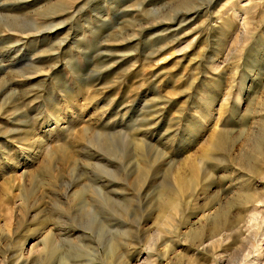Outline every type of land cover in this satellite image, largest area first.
<instances>
[{
	"label": "rangeland",
	"instance_id": "rangeland-1",
	"mask_svg": "<svg viewBox=\"0 0 264 264\" xmlns=\"http://www.w3.org/2000/svg\"><path fill=\"white\" fill-rule=\"evenodd\" d=\"M168 189L157 264L264 263V0H0V264H134Z\"/></svg>",
	"mask_w": 264,
	"mask_h": 264
},
{
	"label": "bare ground",
	"instance_id": "bare-ground-1",
	"mask_svg": "<svg viewBox=\"0 0 264 264\" xmlns=\"http://www.w3.org/2000/svg\"><path fill=\"white\" fill-rule=\"evenodd\" d=\"M96 135H99V134H96ZM142 166V165H141ZM45 169H48L47 166H45L44 170ZM258 172V171H257ZM260 172V171H259ZM261 174V173H259ZM196 177V167H195V164L194 163H190V177L189 178H186L184 176H182L181 174H177L176 176H174V180L176 181L178 187L180 189H183L185 188L189 183H191L194 178ZM107 186V185H106ZM175 186V185H174ZM86 189H83L85 188ZM190 187V186H189ZM91 193L93 194V192H101V189L99 190L98 188H93L91 187ZM89 187L87 185H83L82 189L81 190H77V191H74V190H70L69 188H67L65 190V195H70V196H74L76 194H81L83 193V190H87L88 191ZM52 191V190H51ZM181 192V191H180ZM179 192V193H180ZM69 196V197H70ZM82 196V195H81ZM98 196V195H97ZM94 197V196H93ZM21 198H23L21 196ZM67 198V197H66ZM161 198V197H160ZM94 200V199H93ZM177 192L175 189H168L167 192H165V194H163V197L159 200L158 202V206H157V214L154 216V217H147L145 219V221H149V220H153V225H143V227H140V223L139 224H136V227L134 228V231H135V234H136V237L134 239V242H133V252L135 253L137 259L135 261L134 264H157L156 263V260H159V256L160 254L162 256L164 255H167L168 252L170 251L169 248H167L166 246L164 247V249H161V250H157V247L163 243H165L164 241L166 240H161V232L162 230L160 229V226L161 225H172L171 224V217H172V214L174 212H176V210H173L175 209L176 205L178 204L177 202ZM40 207L39 204L35 205L31 211H35L37 210L38 208ZM260 215V210H252L248 219H247V223L248 225L249 224H256V220L258 219ZM238 217L236 216V218L234 217V220H230L229 223L223 225L222 227L219 228L218 225L215 224L214 222V228L212 229V231L210 232L209 231V234L203 239H199L198 241V245L199 246H207L208 245H211L213 242H216V241H219L221 240L223 237L225 238H230L231 237V234L232 232H234L235 230H241L243 226H240L238 225L239 224V219H237ZM199 220V219H198ZM37 221V220H36ZM39 222L41 223V226L43 227L42 229H46V225L44 223V220L40 219ZM258 222V221H257ZM58 223V221H57ZM192 223L190 224V228L192 227ZM189 227V226H188ZM190 228H186L187 232H181L179 230V227L178 226H174L172 231L170 232L169 230H167V228H165V232H170L172 233L173 237L172 238H176L178 236H186V235H189L191 232H192V229ZM236 228V229H235ZM66 232V231H65ZM64 232V233H65ZM69 234V233H68ZM67 234V235H68ZM264 234V233H263ZM55 234L50 231V229H46V232L42 235L41 237V241H40V244H41V248L40 250L42 249L43 252L46 251V249L48 248L51 252H54L56 249H57V246L55 243H53L55 240H53V238L55 237L54 236ZM61 235V234H60ZM65 235V234H64ZM66 235V236H67ZM62 236V235H61ZM68 237H70V235H68L67 237H65V239L67 241L72 242V239H69ZM79 237V236H78ZM232 238V237H231ZM264 238V236H263ZM64 239V240H65ZM173 240V239H172ZM262 240V239H261ZM259 240V241H261ZM62 241V239H61ZM258 241V242H259ZM264 243V241H261ZM67 243V242H66ZM260 243V242H259ZM68 244V243H67ZM262 244V243H261ZM144 245L145 247V253H142L141 252V249L140 247ZM22 246H20V248L14 252L13 254V259L11 261V264H27L28 261L33 257L35 256L36 258L35 259H40L42 258V253L41 251L38 249L35 248L36 244H33L30 248V251L27 255H24L23 253V250H22ZM215 246V244H214ZM82 247V246H80ZM210 247V246H209ZM261 247V245H260ZM34 248L36 249L35 251L38 252L36 253L34 251ZM74 249V248H73ZM173 249V248H172ZM155 250H157L159 253L156 254L155 253ZM212 250V249H211ZM256 254L254 255L253 253H246L244 255V257H242V262L241 264H244L246 262V264H258V262H261V253H260V250H259V246H257L256 248H253L252 249ZM111 251V250H110ZM173 251V250H172ZM175 251V250H174ZM70 252V251H69ZM107 252V251H106ZM108 252H109V249H108ZM107 252V253H108ZM45 253V252H44ZM152 253H155L157 256L155 258H153V254ZM172 253V252H171ZM177 254V252H176ZM111 255V254H110ZM175 255V254H174ZM77 256V255H76ZM219 256V255H218ZM217 256V257H218ZM211 257V256H210ZM72 258H74L72 256ZM78 258V257H77ZM219 258V257H218ZM68 260V256L66 254H63L61 255L60 257V264H67V261ZM222 260V259H221ZM74 261V260H73ZM82 262V261H81ZM213 262V261H212ZM223 262V261H221ZM264 261H262L263 263ZM2 263L4 264L5 261H4V257L2 259ZM69 264V263H68ZM196 264V263H195ZM264 264V263H263Z\"/></svg>",
	"mask_w": 264,
	"mask_h": 264
}]
</instances>
